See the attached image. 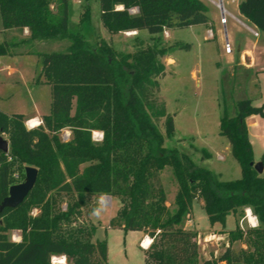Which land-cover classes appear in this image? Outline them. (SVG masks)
Instances as JSON below:
<instances>
[{
  "label": "trees",
  "instance_id": "trees-1",
  "mask_svg": "<svg viewBox=\"0 0 264 264\" xmlns=\"http://www.w3.org/2000/svg\"><path fill=\"white\" fill-rule=\"evenodd\" d=\"M239 11L264 32V0H240ZM208 12L202 0H100V18L110 33L146 30L160 40L168 28L209 24ZM69 15V0H0L3 29L29 32L0 42V56L31 54L17 48L37 41H68L65 50L38 52L37 82L52 86L43 125L29 129L23 114L0 110V136L10 144L8 152L0 150V204L17 183L15 172L24 179L26 166L38 169L25 200L0 214V264H54V256H65L67 264H108L107 242L95 239L96 226L87 219L102 196L120 203L114 226L151 237L146 264H264V175L254 168L246 123L252 115L264 118V104L241 99L235 116L221 117V134L242 176L220 180L165 145L175 134L174 117L159 99V79L166 74L160 57L167 48L124 53L104 39L90 44L83 34L69 31ZM90 23L87 5L79 24ZM64 129L71 132L67 140ZM94 131L103 133L101 141L93 139ZM166 167L179 186L174 211L161 177ZM196 199L203 200L212 225L224 226L229 214L242 217L250 208L259 226L238 224L228 231L223 253L204 258L198 232L184 227ZM13 231L20 240L12 239ZM237 242L245 247L235 249Z\"/></svg>",
  "mask_w": 264,
  "mask_h": 264
},
{
  "label": "rangeland",
  "instance_id": "rangeland-1",
  "mask_svg": "<svg viewBox=\"0 0 264 264\" xmlns=\"http://www.w3.org/2000/svg\"><path fill=\"white\" fill-rule=\"evenodd\" d=\"M202 1L208 6V15L214 20L210 21V25L168 28V34L163 32L160 40L146 30L133 35H127V32L110 33L100 18V0H69V31L83 34L90 44H96L98 40L104 39L118 52L134 53L139 48L154 45L158 48H167L165 56L160 57L165 65L166 74L159 79V99L165 102L167 112L174 117L175 134L172 138H166V147L176 148L180 153L188 155L197 165L212 170L220 180H237L242 176L241 167L231 154L228 138L221 134L220 119L225 112L229 116H235L237 101L245 98L248 93L243 89L244 82L240 80L241 77L238 73L234 76L227 65L229 54L225 49L224 32L221 31L218 37H215V31L213 38L208 36V29L213 28V23L223 30V24L219 21L221 11L214 3L218 0ZM87 5L90 6L91 23L80 25V17ZM226 7L230 9L229 5ZM2 29L0 16V42H3L5 37L1 32ZM247 33L240 34L239 40L245 39ZM64 43L67 45L68 41H37L17 48L30 49L31 54L5 56V59H13L17 63V65L11 64V67L24 73L27 71L29 76L26 80H10L7 83L4 78L6 72L0 75L1 109L8 114L25 113L26 118L34 115L43 118L50 113L52 86L46 82H37L41 71V57L38 52L65 50ZM171 59L174 63L170 62ZM159 124L164 131L163 122ZM255 128L261 129L260 135L264 139V126H251L253 133ZM69 133H71L69 129H64L61 133L62 138H68L66 134ZM4 137L7 138L6 135ZM263 142L261 138L254 139L252 146L256 159L263 154ZM204 151L209 155L207 156ZM14 176L16 184L23 182L20 171L15 172ZM161 177L167 193V204L171 211H174L178 183L169 167L161 172ZM119 207L120 203L116 198L107 196L99 198L97 207L100 209L99 215L91 213L87 218L96 226L95 239L107 242L108 264H146L145 250L140 243L142 234L138 231H125L122 227L112 224ZM248 209L250 208L245 209L242 217L229 214L225 225L216 223L217 228L228 232L235 229L242 221L246 229L250 226L247 219ZM184 227L199 231L198 243L202 257L206 258L209 254L218 251L220 255L225 250L227 238L205 240L211 234L220 233L210 229L212 225L202 199L193 202L192 211L185 217ZM14 236H20L19 231H13L12 239ZM241 246L245 247L241 242L234 244L235 249Z\"/></svg>",
  "mask_w": 264,
  "mask_h": 264
},
{
  "label": "crops",
  "instance_id": "crops-1",
  "mask_svg": "<svg viewBox=\"0 0 264 264\" xmlns=\"http://www.w3.org/2000/svg\"><path fill=\"white\" fill-rule=\"evenodd\" d=\"M239 2H233L231 0H224V3H223L224 8L231 14V16L228 17L226 25H222L223 30L222 28H217L215 23L212 24L213 28H209V29H212L213 32L215 31L214 32L215 37H218V34L220 35L222 32H224L225 41L226 42L228 41L232 48V51L228 53L229 58H228L227 65L229 69L232 71V74L236 76L238 73V75L241 77L240 80H243L242 82H244L243 89H246V93L248 94H246L247 96L243 99L249 98L252 100L254 105L261 106L262 104H264V32L260 31L255 25H253L247 18H245L240 13ZM226 5H229L230 9H228ZM209 18H210V21H214L210 16ZM210 24L211 22L207 25H210ZM248 27L256 30L258 34L255 35L253 32L249 30ZM1 32L5 36L2 41L6 39L20 40L29 34L27 28H25L22 32L17 29H9L6 31L2 29ZM136 32L137 34L140 33L138 31ZM164 32L168 34L167 29H165ZM243 32H246V33L250 32V34L247 33L248 35L246 34L245 39L239 40V35L242 34ZM5 56L7 55L0 56V75L6 72V75L5 76L3 75L5 78V82L9 83L10 80L17 81L18 79L26 80L29 76L28 72L26 71V73H24L22 70L20 71L17 68L11 67V64L17 65V63L13 61V59H5L6 58ZM8 56H12V55H8ZM15 56H24V55H15ZM170 62L174 63V60L171 59ZM1 82L2 81H0V85H1ZM0 110L5 112V110L1 108ZM22 114L24 116L26 115L25 113H22ZM30 118H37L38 120L42 119V117L38 115L30 116L26 119H30ZM246 123L248 126L249 136H250L252 145L254 143L255 138H261L262 140H264L262 136L260 135L261 129L255 128L254 133L250 129L251 126L255 127L257 125L263 127L264 118H262L259 115H252L246 119ZM263 147H264V142H263ZM261 157L259 159H256L254 157L255 162L261 161ZM262 175H264V173ZM210 229L213 231L214 230L219 231L220 234L218 235H220L222 238L225 237L228 240V232H223L225 230H221L217 228L216 223L213 224ZM138 232L142 234L140 243L144 247V250H145L148 247H145L143 245V241L146 237H149V238L151 237L141 231H138ZM197 232L199 233V231ZM218 252L215 254L211 253L206 258H210L211 255L219 256Z\"/></svg>",
  "mask_w": 264,
  "mask_h": 264
},
{
  "label": "water",
  "instance_id": "water-1",
  "mask_svg": "<svg viewBox=\"0 0 264 264\" xmlns=\"http://www.w3.org/2000/svg\"><path fill=\"white\" fill-rule=\"evenodd\" d=\"M9 141L4 136H0V150L3 152L9 151ZM254 168L259 174L264 173V165L261 161L254 163ZM38 177V169L33 166L25 167V178L23 182L13 184L9 189V194L0 204V214L6 208H16L19 206L36 184ZM109 197V196H107Z\"/></svg>",
  "mask_w": 264,
  "mask_h": 264
},
{
  "label": "built area",
  "instance_id": "built-area-1",
  "mask_svg": "<svg viewBox=\"0 0 264 264\" xmlns=\"http://www.w3.org/2000/svg\"><path fill=\"white\" fill-rule=\"evenodd\" d=\"M231 1L239 2L240 0H231ZM214 3L216 4L217 8H219L220 11H221V18H220L221 24L226 25L228 17L231 16V14L224 8V5H223L224 0H218L217 2H214ZM133 11H135V10H133ZM248 28L255 35L258 34V32L256 30H254V29H252L250 27H248ZM136 33H137L136 31H129L126 34L127 35H133V34H136ZM208 36H209V38H213L214 34H213V30L212 29H209ZM225 49H226V52H228V53H230L232 51V48H231V46H230L228 41L225 44ZM34 120H35V122H33ZM42 124H43L42 120H38L37 118H30V119H28L26 126L29 129H33V128H36V127H38V126H40ZM66 137L69 138L70 137V133L66 134ZM68 138H65V140H67ZM93 139L96 140V141H101L103 139V133L101 131H94L93 132ZM249 212L252 213L251 209L247 210V216H248ZM247 219H248V217H247ZM240 226L242 227V229H244L242 221L240 223ZM216 238H217V240H223L222 237H220V236H218L216 234L209 235L208 239L206 238L205 240L209 241V240H214ZM20 239H21L20 236H17V237L14 236L13 237V240H20ZM227 246H228V241L226 242V247ZM52 263H54V264H67V260H66L65 256H54V257H52Z\"/></svg>",
  "mask_w": 264,
  "mask_h": 264
},
{
  "label": "bare ground",
  "instance_id": "bare-ground-1",
  "mask_svg": "<svg viewBox=\"0 0 264 264\" xmlns=\"http://www.w3.org/2000/svg\"><path fill=\"white\" fill-rule=\"evenodd\" d=\"M33 122H35V120L33 121ZM248 223L250 224V226H252V220H253V217H255L252 213H248ZM256 218V217H255ZM151 242H152V239L151 238H149V237H146L145 239H144V241H143V245L145 246V247H149L150 246V244H151ZM142 246V245H141Z\"/></svg>",
  "mask_w": 264,
  "mask_h": 264
},
{
  "label": "clouds",
  "instance_id": "clouds-1",
  "mask_svg": "<svg viewBox=\"0 0 264 264\" xmlns=\"http://www.w3.org/2000/svg\"><path fill=\"white\" fill-rule=\"evenodd\" d=\"M99 212H100V209L99 208L93 210V214L94 215H99ZM258 226H259L258 218L253 217L252 227H258Z\"/></svg>",
  "mask_w": 264,
  "mask_h": 264
}]
</instances>
